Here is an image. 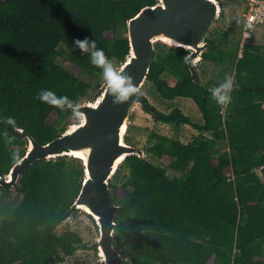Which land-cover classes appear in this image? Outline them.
Returning <instances> with one entry per match:
<instances>
[{
  "label": "trees",
  "instance_id": "16d2710c",
  "mask_svg": "<svg viewBox=\"0 0 264 264\" xmlns=\"http://www.w3.org/2000/svg\"><path fill=\"white\" fill-rule=\"evenodd\" d=\"M156 4L0 0V178L25 156L30 137L46 145L67 130L50 120L72 117L77 123L72 108L91 87L79 74L105 78L104 67L92 63L97 49L118 72L130 53L121 31ZM258 35L259 30L241 58L239 42L230 46V32L206 39L212 46L205 61L224 64L227 52L237 53L226 104L217 103L199 67L189 64L191 51L158 44L147 82L165 100H192L204 122L193 123L180 109L165 114L154 108L156 122L200 133L189 143L150 133L147 153L176 175L131 155L123 163L129 170L125 181H110L112 201L121 207L114 247L131 264H264V44ZM85 37L95 46L73 49L65 68L58 62L62 47H78L74 41ZM41 89L67 99L62 105L41 102ZM83 178L82 162L71 157L40 160L21 175L15 187L19 205L8 217L0 215V264H62L85 247L78 233L57 231L77 211Z\"/></svg>",
  "mask_w": 264,
  "mask_h": 264
},
{
  "label": "water",
  "instance_id": "95a60500",
  "mask_svg": "<svg viewBox=\"0 0 264 264\" xmlns=\"http://www.w3.org/2000/svg\"><path fill=\"white\" fill-rule=\"evenodd\" d=\"M222 13L218 0H157L156 5L143 8L127 22L130 53L117 72L130 77L137 91L127 101L119 102V91L108 82L93 103L72 108L79 122L60 137L46 145L30 137L25 156L5 178H0V187H16L21 175L40 160L60 157L80 160L84 178L75 207L90 215L97 224L101 264H120L126 260L114 247L116 216L121 207L112 201L110 181L128 156L146 158V152L129 145L125 136L134 107L156 114L142 93L155 59L156 44L163 42L191 51L189 64L197 69L204 53L212 46L206 41V34Z\"/></svg>",
  "mask_w": 264,
  "mask_h": 264
},
{
  "label": "rangeland",
  "instance_id": "374dc122",
  "mask_svg": "<svg viewBox=\"0 0 264 264\" xmlns=\"http://www.w3.org/2000/svg\"><path fill=\"white\" fill-rule=\"evenodd\" d=\"M222 16L216 21L208 30L206 38H218L222 37L225 32L231 33L230 46L235 48L237 41L240 39V21L243 10L238 9L235 3L222 2ZM122 36H127L126 30L121 31ZM261 43L264 44V27L259 30L258 35ZM163 47V42H157ZM167 47V46H166ZM75 48V46H63L64 56L58 59V62L65 68L69 69V63L65 60L69 53ZM236 50V49H234ZM238 60L237 53L227 52L226 61L224 64H217L215 62H208L203 60L198 64V72L201 81L204 85L209 86L211 89L218 87L221 83L225 82L226 76L235 77V63ZM79 77L91 84L88 90L87 96L84 98L81 105L93 103L102 89L109 82L108 79L101 78L94 80L87 74H79ZM234 82V81H233ZM142 93L154 108L158 111L169 114L175 109H180L185 115H187L193 123L203 124L204 118L198 107L194 102L187 98H177L175 100H165L158 93L154 85L147 82L143 88ZM215 98V97H214ZM225 107V105H224ZM77 123L79 122V117ZM51 124L56 125L59 129H68L73 123L72 117H62L58 121L54 119L50 120ZM73 123V124H72ZM155 132L164 136L178 138L183 143L191 142L195 137L199 136L200 133L194 130L190 126H183L181 128L172 127L165 125L160 122H156L152 115L145 112L140 106L134 107L131 111L130 118L128 120V130L126 134V142L129 145L138 147L147 153V139L150 133ZM146 159L151 163L166 168L168 175L174 177L176 174L169 168V164L163 160H159L150 154H146ZM81 162L80 160H78ZM129 170L122 164L114 177L111 180L113 184H122L125 178L128 176ZM261 175V172L259 171ZM21 201V195L14 188L4 191L0 189V215L2 217H8L11 215L14 208H16ZM66 230H72L78 233L84 240L83 248L77 250L74 256L69 257L65 263L62 264H101L99 251L95 249V245H98L99 229L93 218L85 213L83 210L74 212L59 228L58 234L61 235ZM122 251V248L118 250ZM121 264H131L129 260L122 261Z\"/></svg>",
  "mask_w": 264,
  "mask_h": 264
},
{
  "label": "clouds",
  "instance_id": "9594fccd",
  "mask_svg": "<svg viewBox=\"0 0 264 264\" xmlns=\"http://www.w3.org/2000/svg\"><path fill=\"white\" fill-rule=\"evenodd\" d=\"M247 27H251V25H247ZM75 45L78 46L81 50H86L88 45L91 43L95 46V41H89L87 37L83 40L77 39L74 41ZM92 63L98 66L104 67V75L108 79L109 83L112 87L119 91V102H125L129 99L130 95L137 91V87L131 83L130 77H124L114 71L110 61L105 57L102 49H97L93 53ZM233 77L226 76L225 82L221 83L218 87L211 89L212 96L215 97L217 103L226 104L230 101V91L233 86ZM41 102H47L50 104L62 105L63 102L67 99V97H59L55 96V93L51 89H41L38 93L37 97ZM117 101H113L116 103ZM71 103V102H69ZM9 123H13L14 121L9 118ZM148 154V153H146ZM147 157V156H146Z\"/></svg>",
  "mask_w": 264,
  "mask_h": 264
},
{
  "label": "built area",
  "instance_id": "2783aa9c",
  "mask_svg": "<svg viewBox=\"0 0 264 264\" xmlns=\"http://www.w3.org/2000/svg\"><path fill=\"white\" fill-rule=\"evenodd\" d=\"M235 3L243 12L240 21L239 57L243 56L246 43L253 38L254 33L264 27V0H218ZM251 25V27H247Z\"/></svg>",
  "mask_w": 264,
  "mask_h": 264
}]
</instances>
